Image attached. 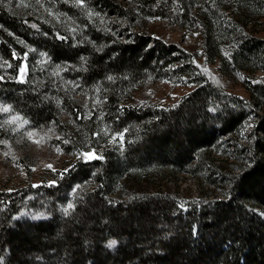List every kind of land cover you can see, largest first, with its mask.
<instances>
[{
  "label": "trees",
  "instance_id": "1",
  "mask_svg": "<svg viewBox=\"0 0 264 264\" xmlns=\"http://www.w3.org/2000/svg\"><path fill=\"white\" fill-rule=\"evenodd\" d=\"M22 1L0 0V100L76 157L50 182L0 190V264H264V0ZM150 16L198 31L205 62L248 95L136 29ZM161 79L193 88L174 105L134 101ZM252 115L222 196L182 194L183 173L222 182L218 149Z\"/></svg>",
  "mask_w": 264,
  "mask_h": 264
},
{
  "label": "rangeland",
  "instance_id": "2",
  "mask_svg": "<svg viewBox=\"0 0 264 264\" xmlns=\"http://www.w3.org/2000/svg\"><path fill=\"white\" fill-rule=\"evenodd\" d=\"M124 1L126 4H130L132 0ZM18 2L29 7L28 2L22 0H18ZM53 11H48V14L57 17ZM136 29L150 33L152 36H160L167 41L176 42L189 49L194 53L195 61L212 81L226 91L242 96L248 95L243 87L241 76L224 77L219 72L217 63L207 64L205 62L201 46L202 37L198 31L182 29L178 24L160 16H150L144 19V26L136 27ZM37 58L38 64L42 63L43 60L40 57ZM0 68L6 69L1 60ZM192 88L191 83L184 81L177 82L170 79L149 81L136 90L134 101L140 105L149 103L174 105ZM0 105L10 108L9 112L0 111V190L17 189L29 183L36 185L43 179L50 182L55 172L64 169L76 157L75 153L67 152L62 146L59 141L60 136L54 127L31 129L27 125V120L17 114L7 102L0 100ZM254 124L255 118L252 115L243 123L237 133L224 139L225 141L218 149L217 154L222 160V169L216 176L221 179L220 184H209L204 179H199L190 173H183L179 176L178 182L181 193L189 197H198L206 193L212 200L221 197L220 185L224 182L223 177H231L244 162L245 157L241 149L250 143ZM93 153L92 151L85 155L90 157ZM254 211L264 218V208H255ZM32 216L40 217L41 214L36 213ZM108 244L113 248L116 241L110 240Z\"/></svg>",
  "mask_w": 264,
  "mask_h": 264
},
{
  "label": "snow or ice",
  "instance_id": "3",
  "mask_svg": "<svg viewBox=\"0 0 264 264\" xmlns=\"http://www.w3.org/2000/svg\"><path fill=\"white\" fill-rule=\"evenodd\" d=\"M89 15H91L90 12H89ZM9 110H10L9 106H2V105H0V111H2V112H9ZM90 158L95 159L96 157L95 156H90ZM69 207H71V205H69Z\"/></svg>",
  "mask_w": 264,
  "mask_h": 264
}]
</instances>
